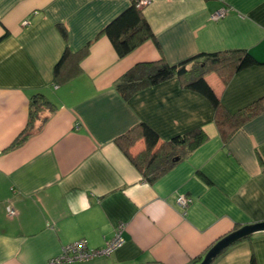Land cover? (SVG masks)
Returning a JSON list of instances; mask_svg holds the SVG:
<instances>
[{"label":"crops","instance_id":"crops-1","mask_svg":"<svg viewBox=\"0 0 264 264\" xmlns=\"http://www.w3.org/2000/svg\"><path fill=\"white\" fill-rule=\"evenodd\" d=\"M131 4L0 0V264H49L74 243L103 249L119 231L110 256L74 264H195L237 227L264 222V111L226 138L211 101L183 78L130 99L116 89L140 63L245 50L261 64L227 84L206 80L230 114L263 98L264 0H151L141 11L154 38L120 57L101 33ZM87 46L56 83L65 50ZM37 95L49 105L37 110ZM140 124L158 145L195 129L207 140L150 184L117 143ZM145 149L141 137L130 152ZM180 196L193 202L181 207ZM213 264H264V233Z\"/></svg>","mask_w":264,"mask_h":264},{"label":"trees","instance_id":"trees-1","mask_svg":"<svg viewBox=\"0 0 264 264\" xmlns=\"http://www.w3.org/2000/svg\"><path fill=\"white\" fill-rule=\"evenodd\" d=\"M140 1L132 0L131 6L101 33V35H106L111 40L120 57L130 54L143 41L154 38V34L144 18L143 12L138 8ZM88 49L89 47L87 46L77 54H73L69 49L65 50L54 68L56 83L62 80L60 78L62 76L61 72L66 65L70 62H75L71 58H75L76 62L79 63L87 55ZM260 64L258 60L245 50L198 54L177 65H169L162 60L152 63H140L117 82L116 89L125 99H130L134 94L171 80L174 77L183 78L188 89L204 95L211 101L216 111V125L224 137L227 138L244 123L264 111V97L238 112L230 114L223 107L206 78L210 74L216 73L227 84L236 74ZM34 104L36 108L38 107V110L48 106L49 102L43 95H37L34 98ZM141 137L145 139L146 149L133 156L130 149ZM206 140L205 132L202 129H195L183 136L175 137L167 143L158 145L160 138L157 132L147 124H140L118 138L117 143L140 171L145 181L154 184ZM239 228L237 227L236 229ZM200 262L201 259L197 260L195 264Z\"/></svg>","mask_w":264,"mask_h":264},{"label":"built area","instance_id":"built-area-1","mask_svg":"<svg viewBox=\"0 0 264 264\" xmlns=\"http://www.w3.org/2000/svg\"><path fill=\"white\" fill-rule=\"evenodd\" d=\"M151 0H141L138 3V8L141 9L143 6L150 4ZM227 15V10H220L214 14L212 17L214 20H220ZM27 25L28 22H25ZM179 206L187 207L193 200L186 196H180L177 200ZM17 212L14 208L9 209V216H16ZM123 238L121 237V232L117 233L116 238L107 244L103 249L99 250H89L85 242H78L63 248L61 255L52 260L49 264H74L88 262L97 257L110 256L118 247L121 246Z\"/></svg>","mask_w":264,"mask_h":264},{"label":"water","instance_id":"water-1","mask_svg":"<svg viewBox=\"0 0 264 264\" xmlns=\"http://www.w3.org/2000/svg\"><path fill=\"white\" fill-rule=\"evenodd\" d=\"M264 233V222L243 226L219 240L205 255L200 264L213 262L228 248L241 240Z\"/></svg>","mask_w":264,"mask_h":264}]
</instances>
